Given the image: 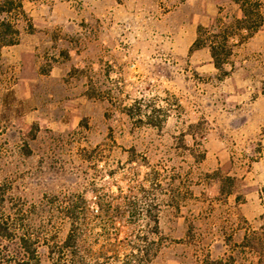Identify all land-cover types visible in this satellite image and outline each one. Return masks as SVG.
<instances>
[{"label":"rangeland","instance_id":"374dc122","mask_svg":"<svg viewBox=\"0 0 264 264\" xmlns=\"http://www.w3.org/2000/svg\"><path fill=\"white\" fill-rule=\"evenodd\" d=\"M20 1L14 44L35 60L0 58V218L39 243L28 258L0 238V264H55L66 207L99 199L157 216L150 264H264V22L222 75L192 45L242 16L232 0ZM147 220L125 212L118 236Z\"/></svg>","mask_w":264,"mask_h":264},{"label":"trees","instance_id":"16d2710c","mask_svg":"<svg viewBox=\"0 0 264 264\" xmlns=\"http://www.w3.org/2000/svg\"><path fill=\"white\" fill-rule=\"evenodd\" d=\"M232 1L239 6L242 16L231 25L219 26L214 30L199 25L192 45V49L208 47L215 67L222 75L227 73L224 66L233 53L234 36L239 35L241 40L248 39L264 22L262 0ZM13 10L25 14L20 0H0V46L16 43L20 34L8 16ZM97 205V211L92 210V213L85 203L71 201L66 207L71 221L69 232L61 243L49 246L50 253L56 257L55 264H150L159 247L154 238L159 233L157 216L149 208H138L136 205L125 210L120 204L111 202L104 207L100 199ZM125 212L132 217L143 215L148 219L144 224H129L133 230L130 238H120L115 226L116 219ZM0 238L16 240L23 255L28 258L37 256V232L31 231L22 221L16 222L10 215L0 218Z\"/></svg>","mask_w":264,"mask_h":264},{"label":"crops","instance_id":"0c3cea01","mask_svg":"<svg viewBox=\"0 0 264 264\" xmlns=\"http://www.w3.org/2000/svg\"><path fill=\"white\" fill-rule=\"evenodd\" d=\"M5 56L9 60H20L24 67L27 65L32 67V64L35 60L34 50L30 49L27 45L23 46L22 43L1 46L0 58ZM30 79L31 78L28 80L26 77H18L17 79H14V81H16L13 85L15 88H12L9 91L10 95H13V97L29 98L33 91V85L31 84Z\"/></svg>","mask_w":264,"mask_h":264}]
</instances>
